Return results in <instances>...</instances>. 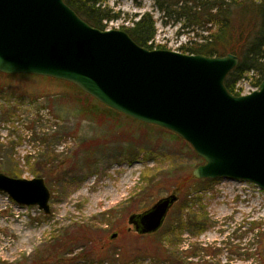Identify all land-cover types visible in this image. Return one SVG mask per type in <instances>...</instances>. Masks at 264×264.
Returning <instances> with one entry per match:
<instances>
[{
    "label": "rangeland",
    "instance_id": "obj_1",
    "mask_svg": "<svg viewBox=\"0 0 264 264\" xmlns=\"http://www.w3.org/2000/svg\"><path fill=\"white\" fill-rule=\"evenodd\" d=\"M106 6L121 13L105 22L108 29L131 26L148 12L156 20V47L177 51L189 41L179 24L164 25L153 0H108ZM5 75L0 76V173L43 178L51 191V213L0 193V264H112L115 252L120 261L127 256L136 264H154L141 250L157 248L156 236L168 244L169 236H179L175 230L185 202V213L203 208L212 222L200 236L183 232L180 251L207 247L209 254L203 250L196 258L207 264L255 263L247 257L258 248L253 227L264 230V190L225 178L200 182L193 170L204 161L187 141L109 110L65 81ZM252 76L237 84L243 94L257 88ZM186 189L188 202L179 192ZM171 194L178 200L163 226L151 234L136 232L129 217ZM78 226L94 234L91 258L80 256L90 249L85 240L66 242L85 231L71 229ZM56 237L66 242L59 249Z\"/></svg>",
    "mask_w": 264,
    "mask_h": 264
},
{
    "label": "water",
    "instance_id": "obj_2",
    "mask_svg": "<svg viewBox=\"0 0 264 264\" xmlns=\"http://www.w3.org/2000/svg\"><path fill=\"white\" fill-rule=\"evenodd\" d=\"M238 64L232 53L142 47L124 30L91 26L65 0H0V73L71 83L106 107L187 141L204 161L195 178L264 190V80L250 93L234 94L225 81ZM0 193L51 213V191L41 177L0 173ZM177 200L163 197L132 214L129 224L155 233Z\"/></svg>",
    "mask_w": 264,
    "mask_h": 264
},
{
    "label": "trees",
    "instance_id": "obj_3",
    "mask_svg": "<svg viewBox=\"0 0 264 264\" xmlns=\"http://www.w3.org/2000/svg\"><path fill=\"white\" fill-rule=\"evenodd\" d=\"M132 1L138 4L142 0ZM153 1L154 6L162 14V22L164 25L173 21L180 25V33L189 35V41L179 48L182 53L211 56H222L232 53L239 58V64L228 74L225 81L227 88L231 92L236 95L242 94V91L237 88V84L245 79L249 73H253L252 82L255 87H258L264 80V0ZM65 2L88 24L101 30L107 29L106 21L121 18L120 12H114L106 6L108 0H65ZM135 17L138 16L136 15ZM121 29L126 31L142 47L149 49L166 48L163 45L157 47L154 45L157 29L156 20L151 13L147 12L139 15L138 19L132 20L131 26H122ZM2 75L4 74L0 73V76ZM40 77L56 80L48 77ZM67 84L79 89L71 83L67 82ZM108 109L112 110L110 108ZM12 175L18 176V174ZM215 181L212 179L200 180V182ZM179 192L184 200L188 202V196L191 194L189 189ZM180 207H182L183 214L178 221L177 229L172 230L173 233L175 231L178 232L179 236H174V238L173 235L172 237L169 236V244L163 243L162 237L160 239L156 236L155 242L157 248H144L141 250V254L153 257L154 264H156L155 262H159L158 264H207L208 261H204L203 258V260L196 259L198 254L203 250L207 252L206 254H209L208 249H206L207 247L200 248L193 245V249H185L183 251H180L179 248L181 246L183 232H189L195 236L202 235L210 228L212 222L211 217L208 216L203 208L193 207L185 213L187 210L186 202ZM73 228L85 229V231H82L81 234L69 236L68 238L70 239L66 240V242L70 241L69 246H71V244L74 245L79 240H85L87 245L90 244V249L84 250L80 256L84 258L93 257L94 252H96L94 249L91 250V245L95 240L94 234H91L86 226L72 227L71 229ZM67 231L69 232L70 230ZM252 231H256L254 237L258 239V248L254 249L252 253H249L247 258L254 259V264H264V230L262 228L256 230V226H254ZM57 242L59 243L58 249L66 243L59 240ZM116 254V252L113 253L112 259L108 257L112 261V264H116V262L118 264H136L134 262L137 259L129 261L131 257L126 256L123 261H120V259H116ZM34 264L47 263L43 261L35 262Z\"/></svg>",
    "mask_w": 264,
    "mask_h": 264
}]
</instances>
